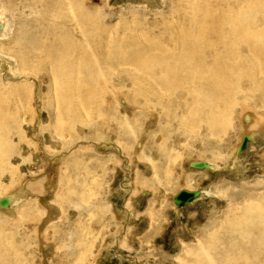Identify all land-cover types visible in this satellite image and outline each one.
<instances>
[{
    "label": "rangeland",
    "instance_id": "1",
    "mask_svg": "<svg viewBox=\"0 0 264 264\" xmlns=\"http://www.w3.org/2000/svg\"><path fill=\"white\" fill-rule=\"evenodd\" d=\"M141 1L0 0V14L8 26L6 37L0 41V108L4 110L0 122L6 131L0 144V163L17 172L13 185L6 174L0 175V195L21 187L22 181L35 195L25 194L28 198L16 203L18 219L0 212V264H13L16 258L32 264H193L200 244L215 264H244L242 256L249 246L244 244L239 230L245 228L237 225L229 229L223 222L229 214L242 216L249 207H264L258 204L264 201V121L254 129V138L245 153L238 156L237 165L233 164L243 135L249 131L245 113L264 120V75L257 80L261 83L258 92L247 90V80H237L224 89L228 98H233L225 132L212 136L202 122L192 127L190 118L196 109L189 90L197 88L192 79L185 78V82L190 79L188 85L176 83L165 91L152 76L156 69L145 74L134 62L138 70L135 69L131 61L140 54L157 55V50L144 52L154 44L152 40L165 50L171 49L167 41L174 28L171 13L179 7L184 17L185 12L190 15L189 2L193 0H152L154 7ZM194 1L216 9L227 2L232 6L236 0ZM243 1L245 10L259 2L264 11V0ZM260 17L264 21V14ZM65 41L75 46L74 55L76 45L84 43L89 55L84 68L86 82L80 90L82 97L73 102L70 98L64 108L59 97L70 84L64 79L53 82L49 69L66 63L60 49ZM100 42L101 47L96 45ZM116 43L119 48H115ZM48 47L51 50L46 59L42 51ZM91 54L97 56L95 61ZM122 59L124 65H117V60ZM235 87L241 93L233 96ZM150 104L153 107H148ZM25 141H31L32 146ZM117 142L134 144L154 163L149 161L145 166L143 155L139 161L133 152L118 151ZM3 151L7 152L1 155ZM130 157L135 162L133 169L127 164ZM193 162L214 164L219 172L191 169ZM142 171L148 172L144 179ZM160 175L161 179H157ZM166 181L171 183L167 186L163 184ZM131 182L138 187L134 192L129 191ZM45 183H50V193ZM162 186L163 194L158 192ZM143 190L146 196L140 194ZM182 190L205 195L175 212L171 209L172 199ZM42 195H49L46 199L52 207L49 220L53 221L48 224L46 210L37 201ZM131 210L134 216L139 215L140 222L130 216ZM41 219L45 228L40 225ZM249 230L254 233L249 236L251 240L256 228L251 226ZM219 238L222 243L217 241ZM229 239L233 246H224ZM45 242L51 244L46 246ZM248 252L256 253L261 263L264 261L260 256L262 247L253 246ZM207 261L208 258L203 259L204 264Z\"/></svg>",
    "mask_w": 264,
    "mask_h": 264
},
{
    "label": "bare ground",
    "instance_id": "2",
    "mask_svg": "<svg viewBox=\"0 0 264 264\" xmlns=\"http://www.w3.org/2000/svg\"><path fill=\"white\" fill-rule=\"evenodd\" d=\"M142 1H141V4H143ZM151 1L152 0H145V3L148 4V7L150 5H152V6L154 5V3L151 2ZM196 1H198V0H196ZM233 1H235V0H233ZM243 3H244L243 0H236L232 6H231L230 2H227L224 6L215 9V7H211V8L209 6L206 7V6L201 5L200 3L195 2L193 0V1L189 2V6L191 5V10H192L191 14L187 15L186 12H185V16L186 17H184V14H183V11L181 10V8L176 7V9H174L172 11V13H171V20L172 21L170 20L171 23H172L171 25L174 26V28H173V30H171L169 32L168 38H167V41H168L171 49L165 50V48H163V47H161L159 45L158 41L155 42L154 40H152V43L154 42V44L150 45L151 46L150 48H148L145 51L143 50V51L145 53L147 51V53H148L149 50H157L158 54L156 55V53H151L152 56H150V57H148V56H146L144 54L143 55L140 54L139 57L133 58V61H131V62H133V66H134V62H135L136 65L140 69L139 71L142 72V73H145V74L152 73L154 71V69H156V71H154L152 73V76L158 79L157 80L158 86L162 87L163 90H165V91L169 90L171 88V86L175 85L176 83H179L180 86L183 85V84L188 85V84L191 83L190 79L187 82H185L184 80H185V78H191L193 86L194 85H195V87L197 86V88H196L197 90L196 89L195 90L194 89H190L189 90L190 94L193 97V102L195 104V109H196L195 112L192 114V116L190 118L191 125H192V127H195L200 122L204 123L206 126H208L209 133L212 136H214L215 134L221 133V132L222 133L225 132L227 130L228 125H229L228 124L229 123V115H230L231 108L233 106V98H228V96L226 95L224 89H226L227 87L231 86L234 82H237V80H239V81L247 80L246 81L247 82V90H250L251 92H253V91L258 92L259 89H260L259 84H261V83L259 82V84H258L257 80L259 81L260 76L264 75V31H263V27H264L263 22L264 21L260 17L261 14H264V11L262 10L263 5L261 3H259V2H257V3H255L253 5L247 6V9L245 10V7L242 6ZM157 4H158V2H157ZM70 8H72V7H70ZM159 8L161 9L160 6H159ZM152 9H154V8H152ZM135 11H137V10H135ZM0 12H2V11H0ZM2 15H3V13L0 14V41L2 40L1 38L6 37V31L8 29L7 24L4 23V17ZM70 15H71V12H70ZM168 18H170V17H168ZM163 21H165V20H163ZM74 24H76V23H74ZM79 27H81V26L79 25ZM162 27H164V26H162ZM164 28H166V27H164ZM169 28H170V26H169ZM66 32H68V31H66ZM76 34H78V33H76ZM81 34H82L83 37L85 36L84 31ZM63 36H64V34H63ZM164 38H166V36ZM132 41L138 43V39H134ZM87 42L89 43V40ZM141 42H143V41H141ZM149 42H150V40L147 42V44ZM61 44H62L61 48L57 47V49L60 48L62 50L61 59L62 60H66V63L65 64L62 63V65L55 66V67H53V68H51L49 70H50V72L53 73L52 74V78L53 79L50 77L53 82H55V83L56 82H60L61 79H64L66 82H68L70 84V87L68 86L69 89L68 90L66 89L67 92L64 95H62V92H61L62 96L59 97V102L60 103L63 102V104H64L63 107L65 108V105H67L69 103L70 98L72 99V102H73L74 99H80L82 97V94H81L80 90L83 88V86H84V84L86 82L87 71L84 68L87 66L86 65V61H87V58H88L89 54H87L86 51L84 50V47L86 46L84 43H79V44H77L78 46L76 45L77 53L75 55L72 52V50L75 48V46L73 44H70L67 41H65L64 43H61ZM75 44H76V41H75ZM82 44H84V45H82ZM120 44H121V42H120ZM96 45L101 47V46H103V42H100V43H98ZM145 45L143 47H145ZM141 46H142V43H141ZM116 47H118V48L120 47L118 43H116L115 48ZM143 47H142V49H144ZM126 48H128V47H126ZM111 49H113V48H111ZM50 50H51L50 47H48L44 51H42L43 54L45 55L46 59L49 58V56H50ZM220 50H222V51H220ZM135 52H136V50H135ZM140 53H142V52H140ZM124 55H126V54H124ZM91 57H92V59L94 61L97 58L96 55H92V54H91ZM54 58H55V55H54ZM107 58H110V57H107ZM120 58H122V57H120ZM130 58H132V57H130ZM72 59H74V60H72ZM110 59L112 60V58H110ZM56 60H58V59L56 58ZM62 60H59V61H62ZM126 60L128 61V59H126ZM195 60H196V62H195ZM102 61H103V59H102ZM105 61H106V59H105ZM20 63L23 64V61L21 60ZM123 63L124 62H123V59H122V60H117L116 64L117 65H121ZM12 66H13L12 64H9L8 67L9 68H13ZM128 66H129V64H128ZM131 67L132 66L130 65L129 68H131ZM233 67H235L236 69H234ZM134 68H135V66H134ZM135 69H137V68H135ZM132 71H134V70H132ZM135 72L133 74H135ZM88 76H89V74H88ZM139 76H140V74H139ZM143 78H144V76H143ZM89 80H87V82ZM94 80H97V78L94 79ZM94 80H91V81H94ZM98 81H100V80H98ZM131 83L133 84L135 82H131ZM131 83H129V84L131 85ZM63 84H64V82H63ZM95 84L97 85V83H95ZM113 84H115V83H113ZM119 85H120V83H119ZM105 86H106V84H105ZM154 86H156V85H154ZM180 86H178V87H180ZM151 87H153V85ZM84 89H85V87H84ZM102 89H104V88H102ZM100 91H101V89H100ZM237 93H241V91L237 87H235L233 96H234V94H237ZM142 96L143 95H140V97H142ZM145 97L147 98L148 96H145ZM145 97L143 98L144 100H145ZM0 98H1V96H0ZM2 98H3V96H2ZM90 98L92 99V97H90ZM90 98H88V99H90ZM140 99H142V98H140ZM6 101H7V99H6ZM123 103H125V102H123ZM155 103L153 105H155ZM91 104H92V102H91ZM146 104L144 106H146ZM151 105L152 104L148 105V107L149 106L153 107V105L152 106ZM148 107L146 108L147 111L149 110ZM0 112H1L0 113V118H2L4 110L2 108H0ZM1 114H2V117H1ZM145 114H147V113H145ZM70 116L71 117L74 116V112H72L71 107H70ZM4 117H6V116H4ZM244 120L246 121L245 124L247 125V130H249V131L246 130L247 133H245L243 135V138H247L248 139L247 142L250 143L252 141V139L254 138V135H255V130L254 129L259 128L260 126H258V125L261 124L264 120L261 117H258V116L254 115V114L251 117V115L249 113H247V112L244 115ZM1 123L2 122H0V144L3 142V140H5V138L3 137V134H5V132H6V131L2 130ZM25 143L28 146H32V142L31 141H25ZM116 149H118V151L120 150V152H122V153H126V151H130L129 153L133 152L134 157L138 158L139 161L141 160V158H142L141 156L142 155L144 157L143 152L141 150H137V148H136V146L134 144H130V143H127V142H117ZM3 152L1 153V155H4L7 151H3ZM129 153H128V155H129ZM243 153H245V152L240 150V149H238L236 151V158L234 159L233 164H236L235 161L238 162L237 161L238 156L242 155ZM258 156H260V154ZM144 158L147 160L146 163H144V164L142 162V164L145 165V166H146V164H148L149 161L153 162L151 157H144ZM263 161H264V157H263ZM199 163H202V162H199ZM127 164H128L129 168L133 169V167H135L134 166L135 162L132 161L131 157H130L129 161H127ZM195 164H197V162H193L191 165H195ZM203 164H205L206 167H204L202 169V171L203 170L208 171V172H212L213 171V173L219 172V167L218 166H216L214 164H211V163H208V162H203ZM6 165L3 166L2 163H0V172H1L0 175L6 174L8 176V178H9V180H10L9 184L13 185L15 183L13 177L17 176V172H15V170H11L12 166L6 167ZM191 169H194V168L191 166ZM199 170H201V169H199ZM239 170H240V168H239ZM145 171H142L144 173L143 179H144L145 175L148 173V172L145 173ZM142 172L140 173L141 175H142ZM221 172H222V170H221ZM140 174H138V175L140 176ZM161 175H163V174H161ZM161 175L157 179H161ZM166 176L168 177V175H166ZM153 179H155V178H153ZM168 180H170V179H168ZM143 182H146V181H143ZM153 182L155 184V181H153ZM1 183H3V181H1ZM168 183H171V182L166 181L163 184H166L168 186ZM45 184H47L45 186L46 191H48L47 193H50V190H49L50 189V186H49L50 183H45ZM140 184L142 185V183H140ZM157 185L159 186L160 184H157ZM137 188L138 187L134 186V184H132V182H131V186L129 187V189H130L129 191L134 192ZM163 188H164V186H162V189L160 191H158V192L163 194V192H164ZM14 190L12 192H10V193H5L4 195H2V194L0 195V212L3 211V212L6 213V215H9L12 218H16L17 217V219H18L20 215L16 214V210H15L16 203L18 204V201L21 202V200H23L24 198L27 199L28 196L29 197H34L35 195L32 193V191L30 192L29 189H27L26 187L23 186V181L21 183V187L16 188L15 191ZM78 191H80V190H78ZM186 191H192V190H186ZM4 192H6V191H4ZM25 194L28 195V196H26ZM140 194L141 195L144 194V196H146L147 192L143 190V191L140 192ZM52 195H50V196H52ZM202 195L204 196L205 193L202 192ZM46 198L49 199V195H45V196L42 195L39 198V200H37V201H40V203H42V207H44L43 209L46 210L44 214L47 217V222L46 223L48 224V223H50L53 220H49V218L52 216V215H50L52 207L50 208V205L48 204V201H47ZM4 199L7 200V205L3 206V205H1V202ZM155 199H157V198H155ZM33 201H34V199H33ZM141 201H143V199ZM246 202L248 204L250 203L248 201H246ZM50 203H52V202H50ZM258 204L264 205V201L262 203H258ZM52 205H54V204L52 203ZM228 205L231 206V207L234 206L232 201H229ZM171 209L173 211L177 212V210H180L182 208L178 209L175 206V204L173 203ZM55 210H57V208ZM136 212H137V210H136ZM252 212H253V214L256 213V215L251 216ZM248 213L250 215H248ZM134 214L135 213H133L132 210H131L130 216L133 215V218H135V220L137 222H140L141 218L138 217L139 215L134 216ZM229 218H232V219H229ZM145 220L147 221L148 219H145ZM40 223H41L40 225H41L42 228L46 227V224L43 223L42 219H41ZM148 223H147V225H148ZM223 223L229 229H235V227L237 225H239V227L245 228V229H242V230L237 229L241 233H243V238H245L244 244L249 246V248L247 249L245 255L242 256V258L244 259V264H264L263 263L264 261L261 263L260 262L261 259L257 258L258 256H256L257 255L256 253H255L256 254L255 255L253 253L248 252V251H250L253 248V246H257V247L260 246V247H262V250H263V253L260 256H262L264 258V207H261L259 205H256L254 208H253V206L249 207L248 210L246 212H244L242 216H241V214H236V213L229 214V215H227V218L225 217V221ZM28 225H30V224H28ZM38 225H37V227H38ZM251 226H255L256 234H255V237H253L250 240L249 236L254 234L251 230H249V227H251ZM28 228H31V227H28ZM213 228H215V225L213 226ZM222 229H223V226H222ZM30 231H31V229H30ZM131 232H132V230H131ZM234 234H236V233H234ZM86 235H88V234H86ZM86 235H84V237ZM227 235H231V233H228ZM230 240L231 239L224 241V243H223L224 246L225 245H227V247L231 246V245L233 246V243L231 245H229V243H230L229 241ZM217 241L219 243H222V238H219ZM41 242H43V240ZM213 242H215L217 244L216 241H213ZM239 242L243 244V241H239ZM44 244L46 246L47 245L49 246L51 243L47 242V244H46V242H45ZM23 254H24L23 255L24 257L27 256V254H25V252H23ZM198 254H199L198 257L196 256L197 258L193 261V264H204L203 263V259L204 258H208V261L205 262V264H215V262H212V260H210L211 256L208 254V252L203 248V246L201 244L199 245ZM1 263H3V261ZM13 264H32V262H30V261L26 262L25 259L16 258Z\"/></svg>",
    "mask_w": 264,
    "mask_h": 264
},
{
    "label": "water",
    "instance_id": "3",
    "mask_svg": "<svg viewBox=\"0 0 264 264\" xmlns=\"http://www.w3.org/2000/svg\"><path fill=\"white\" fill-rule=\"evenodd\" d=\"M248 139L247 138H243L242 140V144L240 146V150L245 151L248 145ZM191 165V163H190ZM189 165V166H190ZM194 169H203L204 167H206L205 164L203 163H197L195 165H191ZM190 166V167H191ZM202 197V194L200 193V191H186V190H182L179 193H177L174 197H173V203L175 204V206L180 209V208H186L188 206H190L191 204H193V202ZM1 205H7V200H3L1 202Z\"/></svg>",
    "mask_w": 264,
    "mask_h": 264
}]
</instances>
